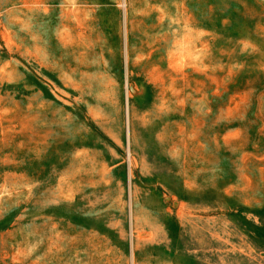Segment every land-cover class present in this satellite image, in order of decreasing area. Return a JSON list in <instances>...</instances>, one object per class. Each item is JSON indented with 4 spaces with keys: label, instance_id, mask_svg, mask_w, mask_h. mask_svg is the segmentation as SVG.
<instances>
[{
    "label": "rangeland",
    "instance_id": "1",
    "mask_svg": "<svg viewBox=\"0 0 264 264\" xmlns=\"http://www.w3.org/2000/svg\"><path fill=\"white\" fill-rule=\"evenodd\" d=\"M0 264H264V0H0Z\"/></svg>",
    "mask_w": 264,
    "mask_h": 264
}]
</instances>
